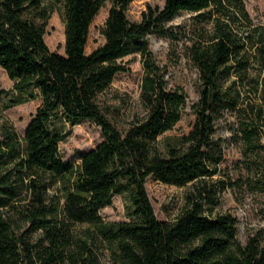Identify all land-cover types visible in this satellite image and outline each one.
Here are the masks:
<instances>
[{
  "label": "trees",
  "instance_id": "16d2710c",
  "mask_svg": "<svg viewBox=\"0 0 264 264\" xmlns=\"http://www.w3.org/2000/svg\"><path fill=\"white\" fill-rule=\"evenodd\" d=\"M133 1L0 0V67L17 92L8 107L42 99L25 135L7 126L0 141V264H97L91 246L97 238L113 248L117 264H264V224L242 243L236 216H212L227 188L213 180L226 156L218 121L241 97L232 86H253L264 103V24L254 22L244 0H165L162 7L149 6L140 21L128 17ZM55 3L65 11L64 54L45 38ZM107 3L105 43L88 53L91 26ZM184 12L203 24L187 46L200 74V99L193 128L166 137L162 147L159 138L182 118L186 95L169 88L144 40L152 33L178 38L168 23ZM136 51L144 65L147 114L122 131L98 98L128 70L123 58ZM84 120L99 125L104 140L77 164L62 156L66 134L56 122ZM256 133L243 129L251 143ZM151 177L192 184L189 204L175 221L157 217L146 186ZM24 192L30 229L16 235L3 212ZM128 192L131 220L105 221L101 210ZM84 224L91 227L77 238L76 226ZM37 232L39 240L31 243L27 233Z\"/></svg>",
  "mask_w": 264,
  "mask_h": 264
},
{
  "label": "rangeland",
  "instance_id": "374dc122",
  "mask_svg": "<svg viewBox=\"0 0 264 264\" xmlns=\"http://www.w3.org/2000/svg\"><path fill=\"white\" fill-rule=\"evenodd\" d=\"M246 7L256 24H264V0H244ZM165 0H134L128 17L132 21H140L143 12L149 6H164ZM111 3H107L96 16L90 31L87 52L90 53L105 43L103 29ZM64 7L55 3L47 26L46 42L53 51L65 53L66 35ZM178 38L157 33L149 34L144 41L153 51L158 65L165 74L169 88L179 89L186 95V104L182 118L175 127L160 136L163 147L166 137L187 134L194 126L196 113L193 105L200 99L201 79L197 67L189 56L187 46L193 39L199 38L203 24L196 14L181 13L168 23ZM128 70L118 73L110 87L100 94L98 102L108 118L122 131L143 118L147 110L141 99L144 65L141 52H133L123 58ZM233 77V76H232ZM7 72L0 67V141L5 137L7 126H13L19 136L23 137L32 118L42 103L38 98L23 104L8 107L10 99L17 96ZM231 80L225 81V87ZM239 92L241 97L236 106L227 107L218 121L217 137L223 140L226 150L225 160L220 174L214 181H225L226 190L219 192L220 200L214 208L212 216L230 213L238 219V239L246 243L249 236L264 224V103L253 86L243 88L233 85L231 92ZM262 109V110H260ZM57 127L66 136L60 141V151L64 159L80 163L82 155L95 148L104 140L102 128L90 120L74 125L66 121H57ZM256 130L252 143L245 139L244 128ZM149 196L160 220L175 221L189 204L188 193L193 188L167 184L154 177L146 183ZM131 203L130 193L116 195L111 205L103 208L101 214L105 221H129L127 205ZM30 198L24 192L20 200L12 208L5 209L3 215L8 219L16 235L27 232ZM89 224L77 225L76 236L79 238ZM40 233H27L26 237L35 243ZM85 238V235L83 236ZM92 249L97 255V264H117L113 248L100 238L93 243ZM66 264H74L68 261ZM85 264V263H80Z\"/></svg>",
  "mask_w": 264,
  "mask_h": 264
}]
</instances>
